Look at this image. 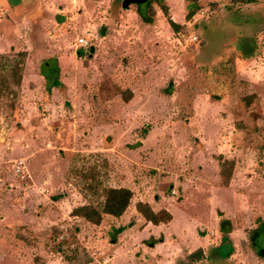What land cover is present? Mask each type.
Segmentation results:
<instances>
[{
  "label": "rangeland",
  "instance_id": "rangeland-1",
  "mask_svg": "<svg viewBox=\"0 0 264 264\" xmlns=\"http://www.w3.org/2000/svg\"><path fill=\"white\" fill-rule=\"evenodd\" d=\"M123 1L0 0V264H264V0ZM102 160L134 197L95 226Z\"/></svg>",
  "mask_w": 264,
  "mask_h": 264
},
{
  "label": "trees",
  "instance_id": "trees-1",
  "mask_svg": "<svg viewBox=\"0 0 264 264\" xmlns=\"http://www.w3.org/2000/svg\"><path fill=\"white\" fill-rule=\"evenodd\" d=\"M254 0H237L236 3L242 2V3H251ZM164 8V7H163ZM165 9V8H164ZM194 14L193 10H190L187 14V18L192 17ZM170 27L174 32H177L180 30V27L173 23L172 21L169 22ZM19 57L23 58L25 57V53H19ZM1 61V72L0 75L1 84L2 87L6 91H10L9 86L7 85L6 78L4 75L5 73H8L7 75L14 76L17 78L19 76V71L21 68L20 66L23 64H19L17 60L7 59L5 56H0ZM4 73V74H3ZM18 82V80H17ZM1 90V89H0ZM3 90V89H2ZM0 91V94H2ZM127 100V97L125 98ZM100 167L98 169L94 166V175L90 177V180L88 178H83L86 176L85 172L78 167H71L69 172L71 175L78 176L77 178H80L81 181H87L89 180V183H86V185L83 187V189H80V192L82 196L87 200V203L75 208L72 211L73 216H79L83 218L86 222L93 224L95 226L99 225L103 219V216H109L115 219L120 218L123 216V214L126 212L128 207L131 204L132 198L134 197V193L131 189L123 186H110L107 184L106 178L109 171V165L106 163L105 160L101 161ZM84 182V183H85ZM136 211L144 218L146 223H151L152 225H158L160 223H167L171 220V215L168 211L164 209H160L158 211H153L150 205L147 202L144 201H137L134 205ZM224 223H221L220 226H222ZM122 229L119 228L117 231L120 232ZM224 240H227V237L224 236L223 240L221 241L224 243ZM227 244L230 245L228 242ZM212 251L215 250V255L209 251V254L207 255V259L211 261L212 259H219L221 256L220 246L211 247ZM231 251H227L226 254L223 256L225 258L230 257ZM203 257V252L201 250L195 251L194 254L190 255L188 257L187 264H193L194 261L199 260ZM220 260V259H219ZM207 264V262H205Z\"/></svg>",
  "mask_w": 264,
  "mask_h": 264
},
{
  "label": "water",
  "instance_id": "water-1",
  "mask_svg": "<svg viewBox=\"0 0 264 264\" xmlns=\"http://www.w3.org/2000/svg\"><path fill=\"white\" fill-rule=\"evenodd\" d=\"M146 0H124L122 2V7L125 8L128 5H130L131 3H141V2H145ZM89 51L92 53L94 50L92 47L89 48Z\"/></svg>",
  "mask_w": 264,
  "mask_h": 264
},
{
  "label": "built area",
  "instance_id": "built-area-1",
  "mask_svg": "<svg viewBox=\"0 0 264 264\" xmlns=\"http://www.w3.org/2000/svg\"><path fill=\"white\" fill-rule=\"evenodd\" d=\"M190 41H192V42H194V41H197V37L194 35H192V36H190ZM78 43H79V46H81V47H84V48H86L87 46H88V43H87V41H85L84 39H79V41H78Z\"/></svg>",
  "mask_w": 264,
  "mask_h": 264
},
{
  "label": "crops",
  "instance_id": "crops-1",
  "mask_svg": "<svg viewBox=\"0 0 264 264\" xmlns=\"http://www.w3.org/2000/svg\"><path fill=\"white\" fill-rule=\"evenodd\" d=\"M121 217H122V216H121ZM121 217H120V218H121ZM183 237H185V235H184V236H181V239H182ZM176 242H177V241H176ZM179 246H180V245H179ZM187 246L190 247V248L192 247V245H187ZM197 246H199V245H197ZM182 247H183V246H181L180 248L182 249ZM194 249H195V248H194ZM171 250H174V249H171ZM203 255H206L204 251H203ZM178 257H179V256H178ZM228 259H229V258H228ZM208 261H209V260H208ZM200 262H203V263H204L205 261H198V263H200ZM196 264H197V263H196Z\"/></svg>",
  "mask_w": 264,
  "mask_h": 264
}]
</instances>
